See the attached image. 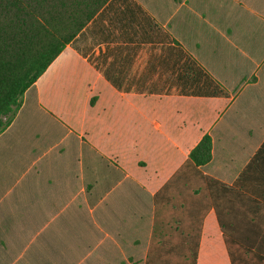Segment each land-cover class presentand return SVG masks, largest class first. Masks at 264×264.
<instances>
[{
  "label": "crops",
  "instance_id": "crops-1",
  "mask_svg": "<svg viewBox=\"0 0 264 264\" xmlns=\"http://www.w3.org/2000/svg\"><path fill=\"white\" fill-rule=\"evenodd\" d=\"M205 135L211 160L200 170L232 186L264 143V0H109L24 94L0 134V163L30 142L27 195L42 230L57 218L75 226L58 264H112L113 252H145L152 196ZM261 162L244 180L252 190L264 189ZM20 185L0 183V204ZM229 203V235L264 264V216ZM5 220L0 261L12 252L10 264L24 262L29 244L17 250ZM195 264H231L213 209Z\"/></svg>",
  "mask_w": 264,
  "mask_h": 264
},
{
  "label": "trees",
  "instance_id": "trees-1",
  "mask_svg": "<svg viewBox=\"0 0 264 264\" xmlns=\"http://www.w3.org/2000/svg\"><path fill=\"white\" fill-rule=\"evenodd\" d=\"M108 2L0 0V134L12 123L27 90ZM211 148V138L203 136L152 196L143 264H195L202 220L210 209L216 213L231 264H241L238 253L244 248L229 235L221 209H229L232 201L239 214L264 216V204L258 203L264 200V189L252 190L244 183L251 170H260L264 143L230 187L200 170L211 160Z\"/></svg>",
  "mask_w": 264,
  "mask_h": 264
},
{
  "label": "rangeland",
  "instance_id": "rangeland-1",
  "mask_svg": "<svg viewBox=\"0 0 264 264\" xmlns=\"http://www.w3.org/2000/svg\"><path fill=\"white\" fill-rule=\"evenodd\" d=\"M34 143L35 141H33V144ZM21 145L23 146L15 152H10V155H4V159L7 162L0 163V183L8 184L21 182V185L17 186L13 191L10 199H5V201L9 200L11 202H4L0 204V221L6 222V216L9 217L10 215V218L14 223V230H11V232H14L13 239L16 244V249H25V247L29 244L27 247L28 249L26 250V260L29 258L30 261H32V264H58L65 254L63 252L64 246L62 244L64 242V235H73L75 240L77 238L75 226L73 228L72 224L67 225V222L62 221L61 218H57L49 223L48 228L42 230L46 222L42 215L35 211V209L38 210L40 206H34L27 195L28 192L30 196V189L28 186H31V184L33 185L34 182L33 174L29 171V168L32 165V161L35 159V156L33 153H31V155L28 154L30 142H22ZM48 159L52 160L55 165L59 164L58 160H56L53 156L48 157ZM91 160L92 158L87 155L82 158L84 169L88 168ZM42 164H45V162H42ZM87 175L89 174H86L85 172L84 176ZM99 191L100 190H96L93 195L98 196ZM101 191L104 190L102 189ZM1 194L2 192H0V196ZM36 213L40 214L42 219L40 221L29 222V219ZM55 213L56 207L54 208V212H52L51 216H54ZM48 215H50L49 212ZM85 226V223L81 224L80 228L84 229ZM141 240L143 245L145 243V238L143 237ZM67 241H72L71 237H69ZM240 243V245L244 248L239 249L238 253L241 264H263V262L259 263L257 260L259 255L256 254V250L253 252L255 257H251L250 254H252V252L248 249V244H244L245 242ZM122 253L123 258L120 253L113 252L112 264H143L145 252ZM13 258V254L11 252V254L7 255L6 259L0 261V264H10ZM25 261L19 262L18 264H24Z\"/></svg>",
  "mask_w": 264,
  "mask_h": 264
}]
</instances>
